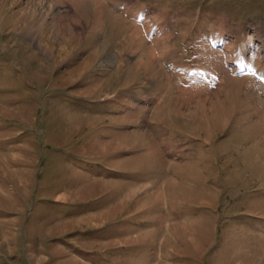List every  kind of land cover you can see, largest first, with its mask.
I'll return each instance as SVG.
<instances>
[{
    "label": "rangeland",
    "instance_id": "obj_1",
    "mask_svg": "<svg viewBox=\"0 0 264 264\" xmlns=\"http://www.w3.org/2000/svg\"><path fill=\"white\" fill-rule=\"evenodd\" d=\"M93 3L0 0V264H264V0Z\"/></svg>",
    "mask_w": 264,
    "mask_h": 264
},
{
    "label": "bare ground",
    "instance_id": "obj_2",
    "mask_svg": "<svg viewBox=\"0 0 264 264\" xmlns=\"http://www.w3.org/2000/svg\"><path fill=\"white\" fill-rule=\"evenodd\" d=\"M74 1V3H75V6H76V8H77V10L80 12V10L83 12V14H87L88 13V10H90V9H88L87 10V8H90V6H91V4L92 5H94V0H73ZM98 8V7H97ZM100 10H99V12L102 14V13H104L103 12V10L104 9H102L101 7L99 8ZM97 15H98V13H97ZM96 18V17H95ZM98 18H96V21H95V23L96 22H99L100 23V25H99V27L100 26H102V24H103V16H102V19H98ZM102 20V21H101ZM94 29V28H93ZM137 31H138V29H137ZM140 32V31H139ZM138 32V33H139ZM136 37H137V35H136ZM136 39H138V38H136ZM136 42V41H135ZM138 43V42H137ZM139 43H142V42H139ZM217 43V42H216ZM144 45V44H143ZM100 47H99V44H95L93 47H92V50H93V53L94 54H97V53H99L98 52V49H99ZM96 51V52H95ZM101 52V51H100ZM145 63L144 62H142L141 63V65H144ZM146 64H149V66H150V64L151 65H153L154 64V60H153V55H151V61H149V62H147ZM159 67V66H158ZM148 68V67H147ZM150 68V67H149ZM160 69V73H162V69H161V67L159 68ZM159 71V70H158ZM200 78H202L203 80H205V77L204 76H200ZM157 79H159L158 77H157ZM201 84V83H203V81L202 80H199L196 84ZM220 108V107H219ZM131 112V111H130ZM133 113V112H132ZM167 186V185H166ZM164 191V190H163ZM160 196V195H159ZM161 197V196H160ZM159 200V199H158ZM163 205V204H162ZM168 206V205H167Z\"/></svg>",
    "mask_w": 264,
    "mask_h": 264
},
{
    "label": "crops",
    "instance_id": "obj_3",
    "mask_svg": "<svg viewBox=\"0 0 264 264\" xmlns=\"http://www.w3.org/2000/svg\"><path fill=\"white\" fill-rule=\"evenodd\" d=\"M100 18V16L98 17V19ZM100 25V23L99 22H96V24H95V26L94 27H98ZM158 75H160V74H158ZM60 200H64V201H66L67 200V196H64V195H60V198H59ZM123 223H128V221H124V220H122V224ZM104 224H106V222L104 223ZM104 224H103V226H104ZM88 243H90V242H88ZM107 244H108V242H107ZM132 246V245H131ZM130 246V247H131ZM62 247H63V249L65 250V251H67V248L66 247H64L63 245H62ZM72 247H74V246H72ZM72 247H70L69 246V249H68V252H70L69 253V255H73L74 256V254H72V252H71V250H74ZM72 256V257H73Z\"/></svg>",
    "mask_w": 264,
    "mask_h": 264
}]
</instances>
